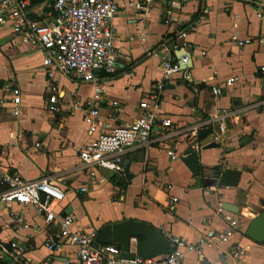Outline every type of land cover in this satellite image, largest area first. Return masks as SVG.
I'll return each instance as SVG.
<instances>
[{
  "label": "crops",
  "instance_id": "obj_1",
  "mask_svg": "<svg viewBox=\"0 0 264 264\" xmlns=\"http://www.w3.org/2000/svg\"><path fill=\"white\" fill-rule=\"evenodd\" d=\"M141 1L115 0L116 72L96 73L105 90L101 121L111 129L129 126L141 114L140 102L163 82L162 115L179 127L203 126L196 138L202 180L238 170V187L195 188L196 178L182 162L194 151L184 139L174 146L178 161L162 150H138L125 159V177L104 169L93 177L81 167L79 154L96 138L89 134L87 105L95 85L60 75L50 80L42 54L14 39L8 26H0V98L9 100L19 89L21 113L13 116L10 102L0 106V164L29 181L49 176L65 193L56 212L73 214L79 231L96 236L106 225L132 220L191 244L213 233L224 238L187 253L183 264H264V243L246 235L251 220L264 211V17L238 0H150L147 12L136 9ZM181 30L187 32L186 49ZM244 40L251 43L241 46ZM162 46V54L180 66L188 62L180 51L188 52L192 68L164 80L162 54H155ZM52 86L58 95H51ZM214 87L222 88V96L213 94ZM218 111L237 116L221 129L214 121ZM211 144L216 147L206 149ZM83 187L86 193L79 191ZM224 203L239 213L221 211ZM57 231L31 206L0 204V250L10 251L13 242L24 248L21 256L0 264H79L70 245L48 250V237ZM130 252H136L134 241Z\"/></svg>",
  "mask_w": 264,
  "mask_h": 264
},
{
  "label": "built area",
  "instance_id": "obj_2",
  "mask_svg": "<svg viewBox=\"0 0 264 264\" xmlns=\"http://www.w3.org/2000/svg\"><path fill=\"white\" fill-rule=\"evenodd\" d=\"M238 1L255 7L258 17H264V0ZM150 4V0H143L136 4V9L147 12ZM119 12L115 0H45L40 7H35L33 0H0V26L10 27L14 39L21 40L42 54L43 66L50 80L60 75L95 85L93 98L87 105L92 107L88 116L89 134L96 138L84 146L79 154L81 167L90 170L93 177L97 169L125 177V159L138 150L146 153L162 150L172 161H178L180 156L174 146L181 139L189 141L194 152L198 153L202 149L196 138L203 126L179 127L172 117L163 116L160 112L165 89L163 82L156 84L148 97L140 102L141 114L129 126L111 129L110 125L101 121L99 103L104 98L105 90L96 78V71L107 74L116 72V32L113 21ZM186 37L187 32L181 30L179 39L183 40L185 49L188 48ZM249 43L251 40L239 42L241 46ZM164 49L162 46L155 54L161 55ZM161 63L164 80H171L182 72L181 66L173 63L168 55H161ZM260 73L264 81V65L260 67ZM227 84H232V80H228ZM50 91L51 95L59 94L57 86H52ZM212 91L216 97L223 94L220 87H214ZM11 94L9 100L0 98V106L10 102L13 116L18 117L21 113L20 90L14 89ZM54 96H51L52 102L55 101ZM51 109L58 110L55 107ZM236 116L231 112L218 111L214 121L221 122L220 127L223 129L225 122ZM36 146L41 147V144L37 143ZM79 191L86 193L87 188H80ZM64 198L65 193L51 183L49 176L29 181L8 172L0 164V204L31 206L48 226L57 225V233L48 237V250L54 252L64 245H70L76 249L79 264H183L187 253L198 251L206 245L212 246L217 239L224 238L208 233L198 244H191L171 236L168 237L169 252L163 259L136 256L132 260H125L121 258L120 246L97 244L94 235L76 229L73 214L56 212V204ZM23 252L24 248L18 242H13L10 251L0 250V260L6 257L14 260ZM241 254L240 251L235 253Z\"/></svg>",
  "mask_w": 264,
  "mask_h": 264
},
{
  "label": "water",
  "instance_id": "obj_3",
  "mask_svg": "<svg viewBox=\"0 0 264 264\" xmlns=\"http://www.w3.org/2000/svg\"><path fill=\"white\" fill-rule=\"evenodd\" d=\"M181 56L188 57L186 64H181L184 71L192 68L191 56L185 50L180 51ZM97 70L96 73H100ZM211 144L206 149L215 148ZM182 162L196 178L195 188L206 186L208 188L218 186L220 188H236L241 179V172L238 170L226 169L218 179L202 180L200 156L194 152L182 158ZM222 209L233 214L239 213V208L231 204H222ZM247 237L257 243H264V211L251 220L246 231ZM97 244L118 245L121 247V258L132 260L136 256L146 259L165 256L169 252V240L164 234L153 225L143 221H124L112 225H106L96 236ZM132 241L136 243V252L131 253Z\"/></svg>",
  "mask_w": 264,
  "mask_h": 264
},
{
  "label": "trees",
  "instance_id": "obj_4",
  "mask_svg": "<svg viewBox=\"0 0 264 264\" xmlns=\"http://www.w3.org/2000/svg\"><path fill=\"white\" fill-rule=\"evenodd\" d=\"M37 1H41V0H33V3H36Z\"/></svg>",
  "mask_w": 264,
  "mask_h": 264
}]
</instances>
